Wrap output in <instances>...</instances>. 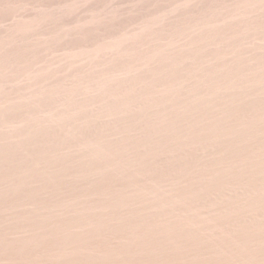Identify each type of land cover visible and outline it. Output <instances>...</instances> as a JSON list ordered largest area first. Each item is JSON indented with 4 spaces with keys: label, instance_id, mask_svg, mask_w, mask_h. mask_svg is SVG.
Returning <instances> with one entry per match:
<instances>
[{
    "label": "rangeland",
    "instance_id": "1",
    "mask_svg": "<svg viewBox=\"0 0 264 264\" xmlns=\"http://www.w3.org/2000/svg\"><path fill=\"white\" fill-rule=\"evenodd\" d=\"M0 264H264V0H0Z\"/></svg>",
    "mask_w": 264,
    "mask_h": 264
}]
</instances>
